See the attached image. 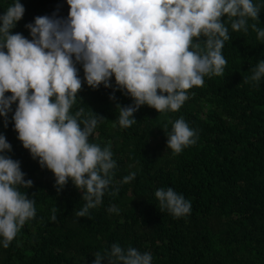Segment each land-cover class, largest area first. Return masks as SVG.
Here are the masks:
<instances>
[{
  "label": "trees",
  "instance_id": "obj_1",
  "mask_svg": "<svg viewBox=\"0 0 264 264\" xmlns=\"http://www.w3.org/2000/svg\"><path fill=\"white\" fill-rule=\"evenodd\" d=\"M13 2L0 0V15ZM20 2L25 13L12 31L28 39L26 25L36 17L67 18L70 11L67 0ZM253 2L260 13L259 19L249 18L248 32L233 31L231 21L222 18L229 28L223 74L205 76L177 111L159 113L144 105L134 113L137 122L122 128L117 104L132 105L133 99L116 90L114 76L111 88L89 87L77 64L83 83L70 114L82 109V118H104L89 141L110 145L117 163L102 203L85 217L75 216L85 203L82 192L71 180L58 189L54 173L18 139L12 121L16 105L7 127L0 117V134L12 145L6 155L20 161L25 180L33 181L20 191L36 207L9 247L0 246V264H93L96 253L105 254L115 243L151 253L153 264H264V78L250 81L251 69L264 59V41L251 28L255 23L264 29V0ZM196 42L203 47V38ZM180 118L195 130L196 143L173 154L166 132ZM133 171L135 179L123 183ZM168 187L191 202L189 214L161 212L154 193ZM113 206L119 211L109 212Z\"/></svg>",
  "mask_w": 264,
  "mask_h": 264
},
{
  "label": "clouds",
  "instance_id": "obj_2",
  "mask_svg": "<svg viewBox=\"0 0 264 264\" xmlns=\"http://www.w3.org/2000/svg\"><path fill=\"white\" fill-rule=\"evenodd\" d=\"M67 18L38 16L29 23L31 39L13 29L25 8L14 0L0 15V117L8 126L9 113L23 147L42 168L51 170L58 189L69 180L82 192L85 202L76 217H85L103 201L117 167L111 146L91 143L100 120L94 114L82 118L83 110L70 114L83 81L93 89L103 84L124 91L134 103L117 104L120 127L137 121L134 113L147 105L159 113L177 111L188 99V90L202 86L205 76L222 75V54L231 21L233 31L248 32L249 18L259 19L253 0H67ZM251 28L264 41V29ZM203 38V47L197 40ZM250 81L264 78V59L251 69ZM11 95H6L7 93ZM115 99V95L110 97ZM83 126V127H82ZM167 147L179 154L196 143L195 130L183 119L166 132ZM12 145L0 134V246L8 248L26 221L36 215L35 200L20 188L25 180L21 162L6 155ZM133 171L123 183L134 180ZM155 197L161 212L175 217L191 212V202L172 187L158 188ZM109 212H118L110 207ZM55 219V216L53 217ZM153 264L149 252L141 253L119 243L105 254L96 253L93 264Z\"/></svg>",
  "mask_w": 264,
  "mask_h": 264
}]
</instances>
